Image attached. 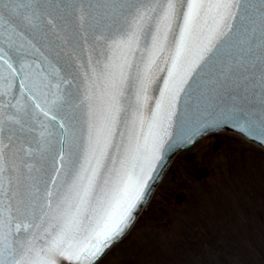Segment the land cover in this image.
<instances>
[{
    "label": "snow or ice",
    "instance_id": "obj_1",
    "mask_svg": "<svg viewBox=\"0 0 264 264\" xmlns=\"http://www.w3.org/2000/svg\"><path fill=\"white\" fill-rule=\"evenodd\" d=\"M225 126L264 146V0H0V264H96Z\"/></svg>",
    "mask_w": 264,
    "mask_h": 264
},
{
    "label": "rangeland",
    "instance_id": "obj_2",
    "mask_svg": "<svg viewBox=\"0 0 264 264\" xmlns=\"http://www.w3.org/2000/svg\"><path fill=\"white\" fill-rule=\"evenodd\" d=\"M213 139L194 149L208 177L194 180L192 164L179 157L143 211L145 222L98 264H264V150L233 138L242 149L210 156ZM178 190L185 203L174 201Z\"/></svg>",
    "mask_w": 264,
    "mask_h": 264
},
{
    "label": "water",
    "instance_id": "obj_3",
    "mask_svg": "<svg viewBox=\"0 0 264 264\" xmlns=\"http://www.w3.org/2000/svg\"><path fill=\"white\" fill-rule=\"evenodd\" d=\"M232 130L234 132H237L238 134L240 132L236 131L235 129L233 128H230V127H215V128H211V129H208L205 133H203L202 135L196 137L195 139H193L192 143L188 144V143H181L179 145L177 144H172L170 148L166 149L165 151V154H164V158L163 160L161 161L160 165L158 166L157 168V172L154 176V180L152 182H150V188L148 189V191L146 192V195H145V199L143 201V203L140 205V208H139V211L140 209L147 204V201L148 199L150 198L151 194H152V190L154 189V187L157 185V183L159 182V179L162 177V175L164 174V172L166 171V167L168 166V164L171 162V158L175 155L176 151L180 150V149H184V148H187V146L193 144L195 141H197V139L201 138V136L203 135H206L207 133L209 132H213V131H218V130ZM241 135H243L246 139H248L249 141H253L259 145H261V143L259 141H254L252 139H250L249 137L245 136L243 133H240ZM138 211V212H139ZM137 218V216L132 220L131 224L134 222V220ZM130 224V226H131ZM130 226L127 228V230L130 228ZM127 230L124 232V234L127 232ZM123 234V235H124ZM123 235L121 237H119L117 240H119L120 238L123 237ZM117 240L115 242H117ZM114 242V243H115ZM106 251V250H105ZM104 251V252H105ZM102 256V255H101ZM99 256V257H101ZM98 260V259H97ZM96 260V261H97Z\"/></svg>",
    "mask_w": 264,
    "mask_h": 264
}]
</instances>
